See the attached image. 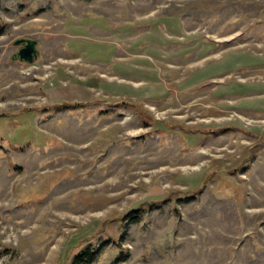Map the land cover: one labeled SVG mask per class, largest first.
I'll use <instances>...</instances> for the list:
<instances>
[{
	"label": "rangeland",
	"instance_id": "rangeland-1",
	"mask_svg": "<svg viewBox=\"0 0 264 264\" xmlns=\"http://www.w3.org/2000/svg\"><path fill=\"white\" fill-rule=\"evenodd\" d=\"M87 247L264 264V0H0V264Z\"/></svg>",
	"mask_w": 264,
	"mask_h": 264
},
{
	"label": "water",
	"instance_id": "water-1",
	"mask_svg": "<svg viewBox=\"0 0 264 264\" xmlns=\"http://www.w3.org/2000/svg\"><path fill=\"white\" fill-rule=\"evenodd\" d=\"M13 46L19 47L18 51L10 57V60H19L27 64H31L38 56L37 42L29 38H17L13 42Z\"/></svg>",
	"mask_w": 264,
	"mask_h": 264
},
{
	"label": "trees",
	"instance_id": "trees-1",
	"mask_svg": "<svg viewBox=\"0 0 264 264\" xmlns=\"http://www.w3.org/2000/svg\"><path fill=\"white\" fill-rule=\"evenodd\" d=\"M83 1H89V0H83ZM141 211L134 210L127 214V217H131L132 214H136L133 216V219H139ZM96 257V251L90 250V248H85L79 252H76V254L72 258L71 264H91Z\"/></svg>",
	"mask_w": 264,
	"mask_h": 264
},
{
	"label": "flooded vegetation",
	"instance_id": "flooded-vegetation-1",
	"mask_svg": "<svg viewBox=\"0 0 264 264\" xmlns=\"http://www.w3.org/2000/svg\"><path fill=\"white\" fill-rule=\"evenodd\" d=\"M19 49V48H18Z\"/></svg>",
	"mask_w": 264,
	"mask_h": 264
}]
</instances>
